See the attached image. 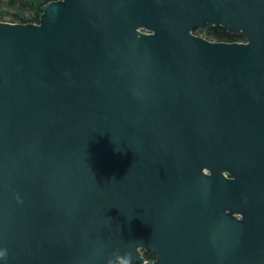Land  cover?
<instances>
[{"label":"water","instance_id":"water-1","mask_svg":"<svg viewBox=\"0 0 264 264\" xmlns=\"http://www.w3.org/2000/svg\"><path fill=\"white\" fill-rule=\"evenodd\" d=\"M214 25L244 40L193 32ZM0 250L264 264V0H49L0 21Z\"/></svg>","mask_w":264,"mask_h":264},{"label":"trees","instance_id":"trees-1","mask_svg":"<svg viewBox=\"0 0 264 264\" xmlns=\"http://www.w3.org/2000/svg\"><path fill=\"white\" fill-rule=\"evenodd\" d=\"M49 0H0V21L38 22L41 6ZM194 33L215 41H241L243 36L230 33L220 26L198 27ZM144 258H152L150 252L142 251Z\"/></svg>","mask_w":264,"mask_h":264},{"label":"clouds","instance_id":"clouds-1","mask_svg":"<svg viewBox=\"0 0 264 264\" xmlns=\"http://www.w3.org/2000/svg\"><path fill=\"white\" fill-rule=\"evenodd\" d=\"M7 250H0V260H6ZM108 264H135L131 253H125L123 256H115L114 259H109Z\"/></svg>","mask_w":264,"mask_h":264},{"label":"flooded vegetation","instance_id":"flooded-vegetation-1","mask_svg":"<svg viewBox=\"0 0 264 264\" xmlns=\"http://www.w3.org/2000/svg\"><path fill=\"white\" fill-rule=\"evenodd\" d=\"M207 27H209V26H207ZM203 172L204 173H209V171L208 170H206V169H203ZM222 174L226 177V178H231L232 177V175L230 174V173H228L227 171H222ZM245 187V186H244ZM245 189H246V187H245ZM239 216V215H238ZM147 252H150V253H152L151 251H147ZM143 255V254H142ZM152 255H153V257L152 258H154V254L152 253ZM144 257V256H143ZM152 258H144V259H152ZM135 264H141V263H136L135 262Z\"/></svg>","mask_w":264,"mask_h":264}]
</instances>
